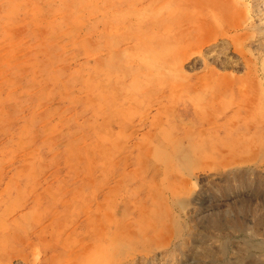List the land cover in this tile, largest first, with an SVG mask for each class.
<instances>
[{
  "label": "rangeland",
  "instance_id": "rangeland-1",
  "mask_svg": "<svg viewBox=\"0 0 264 264\" xmlns=\"http://www.w3.org/2000/svg\"><path fill=\"white\" fill-rule=\"evenodd\" d=\"M263 18L0 0V264H264Z\"/></svg>",
  "mask_w": 264,
  "mask_h": 264
},
{
  "label": "bare ground",
  "instance_id": "bare-ground-1",
  "mask_svg": "<svg viewBox=\"0 0 264 264\" xmlns=\"http://www.w3.org/2000/svg\"><path fill=\"white\" fill-rule=\"evenodd\" d=\"M262 2V1H261ZM244 20V19H243ZM263 20H264V18H263ZM262 24L264 25V21H262ZM262 26V25H261ZM263 27V26H262ZM263 29V28H262ZM205 80V79H204ZM87 87V86H86ZM244 87V86H243ZM114 238V237H113ZM113 264V263H112Z\"/></svg>",
  "mask_w": 264,
  "mask_h": 264
}]
</instances>
